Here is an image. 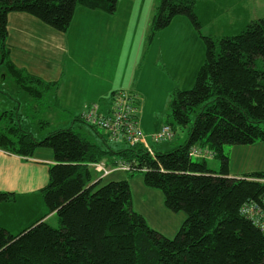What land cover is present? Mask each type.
<instances>
[{"label":"trees","instance_id":"trees-1","mask_svg":"<svg viewBox=\"0 0 264 264\" xmlns=\"http://www.w3.org/2000/svg\"><path fill=\"white\" fill-rule=\"evenodd\" d=\"M119 0H0L2 62L18 85L42 99L57 81L17 67L7 47L8 15L29 13L67 31L76 10L84 6L114 14ZM197 0H161L149 40L179 15L190 19L206 43V58L189 89L172 91L166 123L188 128L177 148L156 151L143 145L115 150L103 135L102 145L61 128L42 138L19 124L0 127V148L31 157L38 147L52 148L56 163L42 189L47 212L30 220L19 233L0 224V264H264V233L240 214L241 206L264 192V172L228 176V145L264 141V18L251 21L236 35L206 36L196 12ZM154 35V36H153ZM152 38V39H151ZM46 97V98H45ZM59 104V101H57ZM9 115L0 116V122ZM47 124V123H46ZM207 147L222 161L219 171L190 150ZM112 159L132 163L145 183L160 189L166 206L186 219L174 238L154 229L133 207L128 179L102 184L91 163ZM0 191V202H12ZM57 212L60 226L46 217Z\"/></svg>","mask_w":264,"mask_h":264},{"label":"crops","instance_id":"crops-1","mask_svg":"<svg viewBox=\"0 0 264 264\" xmlns=\"http://www.w3.org/2000/svg\"><path fill=\"white\" fill-rule=\"evenodd\" d=\"M142 1L146 0H119L114 14L79 6L70 28L65 32L53 28L29 13L11 12L8 15L7 39L10 57L17 67L26 69L46 81H57L58 87L50 90L46 97L53 98L55 104L58 99L59 105L67 108L71 113H81L80 111L86 105L97 102L99 104L102 101L105 102L104 109L108 111L111 107L113 93L121 87V85H113L112 81L107 82L105 78V73L111 71L113 65L118 63V58L122 57L119 46L120 38H117L116 34L122 28L126 29L128 33L136 31L131 26L125 27L123 20L139 18L142 14L139 9ZM122 12L125 15L123 18L120 16ZM180 16L183 15L173 18L167 27L170 32L176 18H181L178 21L179 27L178 25L174 27L175 35L167 40V43H170L169 45L174 49V55L172 59L164 58V73L169 81L170 78L176 79L175 87H179L177 80H181L182 77L187 81L194 80L200 68L199 63L194 59L193 49L195 42L199 43L201 33L187 17ZM149 28H151V22L148 25L145 24L143 31L135 35L142 55L146 53ZM162 30L155 35L152 41L155 38L158 40ZM131 40L133 39L131 38ZM190 55L193 56L192 59L189 58ZM194 61L199 67L194 66ZM142 62L138 74H134L133 77H135V90L140 91L143 96L138 97L137 100L141 127L145 135L149 137L168 123H160L157 119L147 121V96L141 82L143 79L153 82V71L160 72V70L156 66L155 60H149V65L148 61L142 60ZM2 65H5L8 70L5 63L2 62ZM166 70L169 74L165 72ZM14 80L16 86L7 75H2L0 80L4 85L9 83L11 87V90H0V116L5 112L9 113L0 122V127L5 128L8 124H19L39 138L36 133L23 124L27 98L22 96L24 90L18 85L15 78ZM165 81L164 77L161 85ZM173 87L171 84L169 91H173ZM35 99L33 100H37L38 106L44 100ZM45 103H48L49 106L52 105L51 101ZM38 123L39 128H42V125L47 122L39 120ZM225 152L229 156V177L241 178L252 173L264 172V141H257L253 144L228 145ZM104 161L110 171L105 176L96 172L98 179L102 180V184L128 179L134 209L144 215L154 229L169 238H174L183 225L187 217L186 214L183 211L184 214L170 210L165 204L164 193L145 183L144 173L132 175L127 170L115 167V159ZM55 163L54 151L49 147H38L31 157L20 156L0 148V191L12 193L14 199L12 202H0V208L8 207L3 209L5 216L17 217L10 218L11 221L29 220V213L33 207L37 206L38 209L43 207L41 191L48 185L50 168ZM219 165L220 161L214 163L212 167L208 163V166L215 171H218L216 169L219 168ZM13 203L17 204L16 207H11ZM51 215L54 216L53 213ZM0 220L2 219L0 218Z\"/></svg>","mask_w":264,"mask_h":264},{"label":"rangeland","instance_id":"rangeland-1","mask_svg":"<svg viewBox=\"0 0 264 264\" xmlns=\"http://www.w3.org/2000/svg\"><path fill=\"white\" fill-rule=\"evenodd\" d=\"M160 3L161 0H146L145 2L142 1V5L139 8L142 11L141 16L134 20H123V25L125 27L131 26L136 31L128 33L126 29L122 28L121 31L116 34V37L120 38L119 46L122 57L118 58V63H115L113 65L111 71L105 73V78L107 82L112 81L113 85H121V87L118 88L119 90H128L136 94L138 97H143L140 91L139 93L135 90V77L133 76L134 74H138V70L143 64L142 60H144L145 62L148 61V65L149 60H155L156 66L158 67L160 72H156L154 70L152 77L153 82L150 80L143 79L141 82V86L145 95L147 96V121H153L157 119L160 123H164L168 121V118L171 113L172 91H169V88L171 84L172 87L174 85L173 89L176 88V79L173 80L170 78L169 81L167 75L164 73V58L172 59L174 55V49L171 47V45H169L170 43H167V40L169 38H172L173 35H175L174 27H176L177 25L179 27L180 23L178 21L181 18H176V20L173 22V26L170 32L169 30H167V27L169 26L163 28V30L161 29L163 32H161L162 34H160L158 40L157 38H155V40L152 41L149 40L148 37V40L146 42V53L143 55L141 54L138 40L135 37L138 32L143 31V29L145 28V24L148 25V23L151 22L152 26L155 15L158 12ZM196 12L199 15L201 21L203 22L202 34L206 36L236 35L241 32L251 21L259 18H264V0H197ZM120 16L123 18L125 16L124 12H122ZM159 32L160 30L155 32V35H157ZM150 33L151 28H149V34ZM131 38L133 40H131ZM206 50L207 48L204 38L199 35V43L195 42L193 49L194 59L199 63V66H201L205 61ZM189 58L192 59L193 56L190 55ZM2 59L3 57L0 50V80L2 75H7L13 85L16 86L17 84L13 76L8 72L6 66L2 65ZM195 61L194 66L199 67ZM165 72L168 73L167 70ZM164 77L166 78V81L163 85H161V81L164 79ZM194 82L195 79L187 81L184 80V77H182L181 80H177V83L179 84V87L181 89L191 88ZM3 89L11 90L9 83L4 85L3 82H0V90ZM12 94L17 97L14 92H12ZM22 96H25L28 100H26V105L24 108L25 113L23 118L25 122H23V124L29 130L36 133V136H38L39 138H42L49 132L61 128L71 127L75 132L83 134V136L91 139L92 141L102 145H107V143L104 142L103 136L101 135H105L106 133L102 129L94 127L91 124L85 122L81 116L83 110L80 111L81 113H71L70 110H68L67 108L60 106L58 103L55 104V100L53 98H49V96L48 98H46V102L51 101V106H49L48 103H45L46 105L42 104L38 106L36 102L37 100L31 97L29 94L22 91ZM33 99H35L36 101H34ZM43 99L44 98H42V100ZM99 104L101 106V111H107L106 109H104V101L100 102ZM39 120L46 121L47 124H44L42 125V128H39ZM188 130V128H178L177 131H175V136L171 140H165L161 143L155 142L153 136L150 135L149 137H147V142L151 147H153L155 151L172 150L185 143L188 138ZM105 137L107 138L110 146H112L115 150H119L125 148L126 146H129V144L123 141L122 139L117 142H114L111 141L107 136ZM193 159L195 161L200 160L197 156H194ZM207 161L211 167L214 165V163L220 161L219 168L216 169L218 171L220 170L222 161L219 157H210L207 158ZM136 174H141V172H136ZM41 196L43 199V207H40L39 209L37 208V206L33 207L31 212L29 213V220L11 221L10 218H14L15 216H5V211L3 210L7 209L8 207L0 208V218L2 219L0 220V224L8 227L14 233H19L27 225L30 224V220H34L38 216L47 212V206L45 204L43 195ZM16 205V203H13L11 204V207H16ZM179 213L183 212L180 211ZM53 214L54 216H52L51 214L47 216L46 220L50 225L54 227H59L60 222L58 214L57 212H53Z\"/></svg>","mask_w":264,"mask_h":264},{"label":"built area","instance_id":"built-area-1","mask_svg":"<svg viewBox=\"0 0 264 264\" xmlns=\"http://www.w3.org/2000/svg\"><path fill=\"white\" fill-rule=\"evenodd\" d=\"M137 100L138 96L130 91L117 90L112 95L111 107L108 111H101L98 103H91L84 107L81 116L85 122L102 129L111 141L117 142L122 139L129 146L143 145L155 158L156 151L147 142V135L141 127ZM152 136L155 142L161 143L171 140L175 136V130L170 124H164L161 130ZM190 155L207 159L214 157L215 153L207 147L194 146L190 150ZM90 165L102 176L110 171L104 160ZM114 166L127 171L136 170L132 163L124 160H118ZM258 180L264 183V178H258ZM240 214L251 220L264 233V192L258 198L247 200L241 206Z\"/></svg>","mask_w":264,"mask_h":264}]
</instances>
